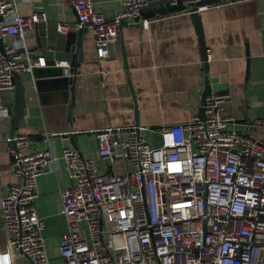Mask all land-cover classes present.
<instances>
[{
  "label": "built area",
  "instance_id": "obj_1",
  "mask_svg": "<svg viewBox=\"0 0 264 264\" xmlns=\"http://www.w3.org/2000/svg\"><path fill=\"white\" fill-rule=\"evenodd\" d=\"M106 18L94 0H69L75 28L89 27L97 59L110 56L123 23L140 21L146 0H121ZM45 11L15 14V0H0V90H14V73L45 66L25 45L27 31L46 22ZM67 23H57L65 33ZM9 38L20 40L15 46ZM227 90L207 94L203 118L160 129L141 125L95 131L97 158L65 147L73 185L59 191L66 229L59 264H264V137L228 130ZM0 105V119L10 117ZM255 123L264 124V117ZM159 136L152 143L148 133ZM23 134L0 135L11 153L14 180L0 198L6 246L0 264H51L42 236L44 219L34 205L37 177L55 158L49 149L20 152Z\"/></svg>",
  "mask_w": 264,
  "mask_h": 264
},
{
  "label": "crops",
  "instance_id": "obj_2",
  "mask_svg": "<svg viewBox=\"0 0 264 264\" xmlns=\"http://www.w3.org/2000/svg\"><path fill=\"white\" fill-rule=\"evenodd\" d=\"M161 1L146 0L141 15L148 21L146 25L140 21L123 23L120 40L104 60L97 59L93 32L87 27L81 36V61L74 67V75L67 74L74 77L72 89L62 77L50 76L46 65L39 67L40 77L32 79L33 85L25 88L24 114L15 134L25 135L27 141L18 150L49 149L55 156L37 177L34 199L36 211L45 222L42 236L51 264L60 263L59 236L66 229L59 191L73 185L62 157L65 147L95 156L103 168L105 164L96 153V130L131 125L160 129L187 122L198 113L207 81L210 92L230 93L224 104V112L233 117L228 130L247 133L253 125L254 136L264 137V124L254 122L264 117V0H218L198 9L206 59L189 12L152 14ZM94 3L106 18L123 8L121 0ZM34 11H45L47 21L27 31L25 45L34 56L48 60L43 53L51 51L48 37L59 32L57 23L69 24L68 31L76 30L75 12L69 0H15V14ZM8 41L20 47V40ZM55 64L69 66L67 61ZM20 75L24 79L32 72ZM13 97L14 90L1 89L0 105L11 111ZM9 128V117L1 118L0 135L9 134ZM72 134L77 135L78 149L69 139ZM148 136L152 143L159 142L158 134L149 132ZM13 180L11 153L2 142L0 198ZM5 246L0 212V249ZM18 264L30 262L21 256Z\"/></svg>",
  "mask_w": 264,
  "mask_h": 264
},
{
  "label": "water",
  "instance_id": "obj_3",
  "mask_svg": "<svg viewBox=\"0 0 264 264\" xmlns=\"http://www.w3.org/2000/svg\"><path fill=\"white\" fill-rule=\"evenodd\" d=\"M218 0H162L160 2V6L153 9L152 14L165 13L167 11H176V10H187L192 19L193 26L195 28V32L199 38L203 58L206 59L205 51V43L203 40V29L201 25V17L198 12V9L202 6L211 4ZM143 13V11H142ZM87 27L82 26L76 30L68 31L66 33H52L51 36L48 37L47 45L49 50H44L43 53L47 57L48 60H45L46 68L48 70V74L53 77H62L64 80L71 84V89L73 88L74 77L67 76L68 73L74 75L75 68L79 61H81V36L84 32H86ZM77 56V57H76ZM74 57H76V61H74ZM55 61H67L69 62V66L66 68L64 66L56 65ZM42 68H34L32 70V75L22 79L19 73H14L12 80L14 83V97L13 103L11 106V114L9 117V135L13 136L17 130V126L24 114V106H25V88L27 86L33 85V78L40 77V70ZM211 91V86L209 82H206L205 89L201 96V106L198 110V114L200 118H203V102L204 98ZM68 111L70 113L71 106L68 107ZM68 113V114H69ZM70 141L74 145L75 148L78 149L77 145V135L72 134L70 136ZM11 145L15 150L18 149L15 140L11 141Z\"/></svg>",
  "mask_w": 264,
  "mask_h": 264
},
{
  "label": "rangeland",
  "instance_id": "obj_4",
  "mask_svg": "<svg viewBox=\"0 0 264 264\" xmlns=\"http://www.w3.org/2000/svg\"><path fill=\"white\" fill-rule=\"evenodd\" d=\"M20 259H21V257H20Z\"/></svg>",
  "mask_w": 264,
  "mask_h": 264
}]
</instances>
